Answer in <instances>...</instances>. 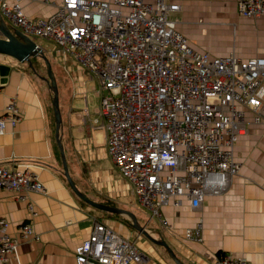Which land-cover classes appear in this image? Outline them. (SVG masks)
I'll return each instance as SVG.
<instances>
[{
	"label": "built area",
	"instance_id": "obj_1",
	"mask_svg": "<svg viewBox=\"0 0 264 264\" xmlns=\"http://www.w3.org/2000/svg\"><path fill=\"white\" fill-rule=\"evenodd\" d=\"M23 0H0V14L32 40L45 39L50 54L73 60L99 82L100 126L107 132V153L131 185L149 218L186 199L199 208L205 195L224 192L238 173L234 145L249 125L264 126V56L241 58L193 49L170 14L168 0H61L45 16L28 17ZM246 18L264 15V0H237ZM11 98L0 111V135L21 119ZM0 189L21 200L45 193L36 174L0 165ZM32 219L36 209L27 201ZM0 218V264H9L21 241L34 238L30 221L8 232ZM183 237L202 241L201 222ZM75 264H156L136 239L121 236L103 221L74 246ZM216 264H253L221 253Z\"/></svg>",
	"mask_w": 264,
	"mask_h": 264
},
{
	"label": "crops",
	"instance_id": "obj_2",
	"mask_svg": "<svg viewBox=\"0 0 264 264\" xmlns=\"http://www.w3.org/2000/svg\"><path fill=\"white\" fill-rule=\"evenodd\" d=\"M168 1L179 5L170 18L193 49L212 56L230 51L241 58L264 56V15L258 19L240 16L237 0ZM60 2L23 0L22 10L28 17L45 16ZM235 18L239 24L232 22ZM3 20L10 29H17ZM243 20H248L245 27ZM258 31L262 32L261 44L253 38ZM39 47L51 57L61 116L60 140L68 172L82 193L132 212L137 224L150 237L165 240L184 264H216L223 252L264 264V126L249 125L235 143L233 156L240 166L224 192L205 195L197 209L186 199L179 206H163L161 219L166 225H162L159 218H149L146 209L144 217L135 213V206L141 205L107 153V132L99 125L97 78L71 59L57 60L49 53L51 47ZM38 58L31 57L37 61L34 68L0 54V111L13 98L22 114L16 126H8L0 135V165L33 171L46 190L21 200L16 192L0 189V218L10 222L8 232L13 234L19 222L30 221L34 233L32 240L18 244L9 264H75L74 246L88 235L94 221L106 222L121 236L136 239L156 264H175L163 246L133 227L128 215L94 208L71 190L55 139L52 91L45 79V65ZM27 201L37 212L32 219ZM197 222H201L202 241L185 239L184 230Z\"/></svg>",
	"mask_w": 264,
	"mask_h": 264
},
{
	"label": "water",
	"instance_id": "obj_3",
	"mask_svg": "<svg viewBox=\"0 0 264 264\" xmlns=\"http://www.w3.org/2000/svg\"><path fill=\"white\" fill-rule=\"evenodd\" d=\"M0 54L8 55L13 57L17 61L20 62H28L30 63L31 57H40L45 65L46 68V81L48 82V86L52 91V105L54 111V118H55V139L58 146V150L61 157L62 162V169L63 175L70 186L71 190L78 196L80 199L85 201L87 204L91 205L94 208L99 210L111 212V213H123L128 215L132 220V225L135 229L139 232L146 235L153 243L163 246L169 253L171 259L175 262V264H184L180 261V259L176 256V254L172 251V249L168 246L165 240L163 239H155L150 237L145 230L137 224L135 215L122 208H118L113 205H108L105 203L97 202L95 200L90 199L84 193H82L75 185L72 177L70 176L67 163L65 159V154L63 150V146L60 140V126H61V116L60 110L58 105V92L56 86V80L54 74L51 69V64L47 56L43 53L42 49L39 45L29 37L25 36L21 33L18 29H10L6 23L4 22L3 18L0 15Z\"/></svg>",
	"mask_w": 264,
	"mask_h": 264
},
{
	"label": "rangeland",
	"instance_id": "obj_4",
	"mask_svg": "<svg viewBox=\"0 0 264 264\" xmlns=\"http://www.w3.org/2000/svg\"><path fill=\"white\" fill-rule=\"evenodd\" d=\"M263 16V15H262ZM262 16H260V17H257L256 19H258V18H261ZM175 19L176 20H180V17H175ZM247 21L248 20H243L242 21V23H241V25H244V27H245V25H247ZM232 22L234 23V24H239V22L240 21H236V18H235V21H233L232 20ZM246 29V28H245ZM233 31H231V33H232ZM225 34V33H224ZM247 34H249L248 32H247V30H245L244 32H243V35L244 36H246ZM249 38V37H248ZM253 38H255V40H257V42L259 43V44H261L262 43V32L261 31H258L257 32V34L253 37ZM39 46H41V47H43V48H45L46 50L47 49H49L52 45H51V43L49 44L48 42H47V40H45V39H43V38H39V39H36V41H35ZM46 55V54H45ZM47 56V55H46ZM257 56H259V55H257ZM48 57V56H47ZM49 58H51V57H49ZM48 58V59H49ZM38 61H40L41 63H42V66L44 65L43 63V60L40 58H38ZM49 61H50V59H49ZM30 64H31V66H33L34 68L36 67V64H37V61H33V60H30ZM50 64L51 65H53L52 64V61H50ZM136 208H134V211H135V213H137L138 214V216H140V217H144L146 214H147V211H145L144 209L145 208H143L142 206H139L138 204H137V206H135ZM148 216H149V214H148ZM128 222H130V219L128 218V220H127ZM160 233V232H159ZM159 235V234H158Z\"/></svg>",
	"mask_w": 264,
	"mask_h": 264
},
{
	"label": "bare ground",
	"instance_id": "obj_5",
	"mask_svg": "<svg viewBox=\"0 0 264 264\" xmlns=\"http://www.w3.org/2000/svg\"><path fill=\"white\" fill-rule=\"evenodd\" d=\"M106 223V222H105ZM107 224V223H106ZM107 225H109V224H107ZM109 226H111V225H109ZM111 227H113V226H111ZM114 228V227H113ZM115 229V228H114ZM142 249V248H141ZM143 250V249H142ZM144 251V250H143ZM146 252V251H145ZM147 253V252H146ZM223 253H229V252H223ZM148 255H149V253H147Z\"/></svg>",
	"mask_w": 264,
	"mask_h": 264
},
{
	"label": "trees",
	"instance_id": "obj_6",
	"mask_svg": "<svg viewBox=\"0 0 264 264\" xmlns=\"http://www.w3.org/2000/svg\"><path fill=\"white\" fill-rule=\"evenodd\" d=\"M48 58V57H47Z\"/></svg>",
	"mask_w": 264,
	"mask_h": 264
}]
</instances>
